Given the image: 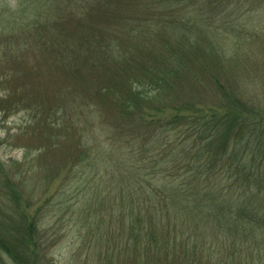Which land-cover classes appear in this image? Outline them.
<instances>
[{"label":"rangeland","instance_id":"rangeland-1","mask_svg":"<svg viewBox=\"0 0 264 264\" xmlns=\"http://www.w3.org/2000/svg\"><path fill=\"white\" fill-rule=\"evenodd\" d=\"M145 1L0 0V193L5 194L0 195V223L10 231L24 232L20 239L28 229L27 221L21 219L23 211L38 214V231L33 236L39 252L36 264H120L122 252L133 256L134 264H154L153 255L159 248L151 243L136 250V237L122 232L121 206L113 204L114 195L137 180L136 170L125 179L117 174L111 183L105 160L96 157L111 145L106 138L113 134L116 122L109 127L107 121L117 117L116 97L104 93V88L113 86L123 93L133 72L146 63L156 45L141 29L133 34L120 30L125 23L139 28L132 20L143 11ZM204 1L212 2L199 3ZM229 1L219 0L220 12L209 16L211 30L232 36L235 27L241 29L243 38L252 32L264 34V0H243L240 6L239 0ZM60 5L64 7L59 9ZM103 39L105 48L99 49L98 40ZM253 77L245 83L247 91L264 102V82ZM149 114L153 115L146 116V121L166 115ZM124 149L131 152L136 147ZM81 152H85L84 159L78 156ZM146 153L144 161L139 157L135 165L150 166L141 182L147 183L148 192L161 197L162 189L178 181L183 171L172 161L152 167L157 158L165 157L161 147ZM184 167L190 180L202 181L209 175L211 183L205 185L214 190L212 178L218 181L220 177L227 191L230 175L237 172L234 167L220 175L196 177L192 176L196 165ZM109 195L112 197L98 202ZM100 209L99 215L105 217L97 227ZM164 227V223L159 225V229ZM213 228L218 233L219 228ZM184 230H174L177 241L172 238V248L180 245ZM200 238L211 237L207 233ZM226 240L217 253L219 260L225 254L232 259L240 251L243 256H253L243 244H235L236 253L231 237ZM197 251L199 260L202 251ZM102 256L108 260L103 261ZM34 259L26 260L35 264Z\"/></svg>","mask_w":264,"mask_h":264},{"label":"trees","instance_id":"trees-1","mask_svg":"<svg viewBox=\"0 0 264 264\" xmlns=\"http://www.w3.org/2000/svg\"><path fill=\"white\" fill-rule=\"evenodd\" d=\"M144 3L143 11L132 20L139 28L125 23L120 30L133 34L141 29V33L153 37L156 45L146 63L139 64L133 72L123 93L113 86L104 88V93L116 97L117 117L107 121L109 127L116 122L111 129L113 134L106 138L111 145L96 156L105 160L104 170L111 174V183L117 174L125 179L136 170L137 180L114 195V207L121 206L122 232L136 237V250L151 243L159 248L153 255L154 264H264V102L258 101V96L245 86L253 75L264 82V34L252 32L243 38L239 28H232V36L211 30L208 19L212 13L220 12L219 0H212L211 4L199 0ZM104 43V39L98 40L99 49L105 48ZM149 111L166 115L146 121V116L153 115ZM125 146L136 149L125 152ZM160 147L165 157L157 158L152 167L172 161L183 171L178 181L162 189L161 197L148 192L147 183L141 182V175L150 166L135 165L139 157L144 161L147 151ZM158 153L162 155L160 150ZM78 156L84 159L85 152ZM192 163L196 165L192 176L220 175L234 167L237 172L230 175L227 191L220 177L218 181L212 178L214 190L212 185H205L210 182L209 175L205 179L203 176L202 181L187 177L188 169L182 166ZM7 186L10 188L9 182ZM101 211L96 212L97 216ZM104 217H99L97 227ZM21 219L27 221L28 229L20 239L19 234L24 232L3 228L0 219V264H29L27 260L33 257L36 264L38 260L33 236L38 231L39 216L23 211ZM163 223L166 227L159 229ZM214 226L219 228L216 234ZM178 229H186L182 232L184 243L172 248L177 241L174 230ZM207 233L211 238L202 240L200 237ZM227 237L234 242V250L235 244H243L253 256H243L240 251L232 259L225 254L219 260L217 253ZM197 250L202 251L199 260ZM27 256L30 257L24 258ZM126 256L122 252L120 264H134L133 256Z\"/></svg>","mask_w":264,"mask_h":264}]
</instances>
